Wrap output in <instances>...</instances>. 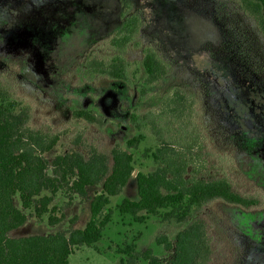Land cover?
Returning <instances> with one entry per match:
<instances>
[{
  "label": "rangeland",
  "instance_id": "1",
  "mask_svg": "<svg viewBox=\"0 0 264 264\" xmlns=\"http://www.w3.org/2000/svg\"><path fill=\"white\" fill-rule=\"evenodd\" d=\"M132 15L141 25L137 46L122 53L131 65L129 79L89 76L86 62L116 54L108 40ZM144 48L168 69L154 85L144 83ZM0 83L30 107L33 129L62 135L45 155L49 162L70 151L86 156L97 149L107 156L109 167L114 144L124 146L143 134L145 144L154 145L148 128L133 127L131 114L155 113L174 89L190 95L196 131L215 163L204 175L227 178L238 193L259 200L250 209L221 201L202 207L196 219L208 231L209 264H264V41L236 0H0ZM76 109L92 111L104 124L72 119ZM136 172L122 193L110 199L105 214L111 212V219L101 240L94 247L74 249L69 264H127L129 257L119 251L130 244L138 254L150 250L163 264L170 259L172 251L157 246L155 238L163 235L174 242L190 222L150 217L137 223L115 209L123 198L137 199ZM100 188H87L85 199L57 192L55 216L62 212L64 219L54 226H48L47 216L38 220L31 210H23L26 223L9 237L83 229L89 201ZM13 204L21 209L17 197ZM135 264L146 263L137 258Z\"/></svg>",
  "mask_w": 264,
  "mask_h": 264
},
{
  "label": "trees",
  "instance_id": "2",
  "mask_svg": "<svg viewBox=\"0 0 264 264\" xmlns=\"http://www.w3.org/2000/svg\"><path fill=\"white\" fill-rule=\"evenodd\" d=\"M242 13L249 17L264 41V0H236ZM141 22L137 16L125 18L108 40L116 54L107 59L91 58L86 64L89 76H105L127 81L131 67L122 53L134 42ZM140 67L145 85H154L167 75V66L149 48L142 50ZM138 69L131 73L135 77ZM194 99L174 89L159 102L155 113L130 115L133 127L148 128L154 145H146L143 134L128 139L124 146L114 144L107 156L91 149L84 156L78 152L57 155L49 162L45 155L59 143L61 134L36 130L30 126L31 109L14 98L0 83V264H69V256L79 247H94L111 219L105 210L110 199L119 196L135 170V201L123 198L115 207L121 217L143 223L154 217L162 222H190L171 242L157 236L155 244L172 256L164 264H209L212 246L206 225L196 219L202 207L221 201L242 209L257 207L259 200L238 193L227 178L204 175L215 166L206 144L196 131ZM72 119L102 126V117L92 111L76 109ZM131 151H136V158ZM149 166L153 170H149ZM101 184L100 191L89 201L90 217L81 230L59 231L50 235L10 238L7 234L24 225L23 210H31L35 219L47 216L49 226L61 223L64 214L55 216L53 206L57 192L85 199L87 188ZM17 197L20 208L14 206ZM128 256L127 264L142 258L146 264H163L150 250L135 253L130 244L120 250Z\"/></svg>",
  "mask_w": 264,
  "mask_h": 264
},
{
  "label": "crops",
  "instance_id": "3",
  "mask_svg": "<svg viewBox=\"0 0 264 264\" xmlns=\"http://www.w3.org/2000/svg\"><path fill=\"white\" fill-rule=\"evenodd\" d=\"M26 223V222H25ZM24 223V224H25ZM49 226V225H48ZM23 226H21L20 228H22ZM20 228H18V229H20ZM18 229H16V230H18ZM10 233V232H9ZM9 233L7 234V236L9 237ZM54 234V233H53ZM32 236V235H31ZM24 237H29V236H24ZM19 238H22V237H19Z\"/></svg>",
  "mask_w": 264,
  "mask_h": 264
}]
</instances>
